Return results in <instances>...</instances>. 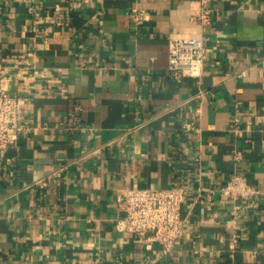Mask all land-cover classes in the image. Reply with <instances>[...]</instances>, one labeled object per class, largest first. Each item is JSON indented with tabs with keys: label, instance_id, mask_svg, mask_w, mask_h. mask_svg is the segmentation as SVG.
I'll list each match as a JSON object with an SVG mask.
<instances>
[{
	"label": "crops",
	"instance_id": "0c3cea01",
	"mask_svg": "<svg viewBox=\"0 0 264 264\" xmlns=\"http://www.w3.org/2000/svg\"><path fill=\"white\" fill-rule=\"evenodd\" d=\"M183 36L205 39L200 83L168 74ZM0 73L20 112L0 264H264V0H0ZM233 173L259 192L222 195ZM175 184L172 248L117 228L121 188Z\"/></svg>",
	"mask_w": 264,
	"mask_h": 264
},
{
	"label": "built area",
	"instance_id": "2783aa9c",
	"mask_svg": "<svg viewBox=\"0 0 264 264\" xmlns=\"http://www.w3.org/2000/svg\"><path fill=\"white\" fill-rule=\"evenodd\" d=\"M210 11V8L203 7L199 19L208 22ZM134 17L139 18L140 14L136 12ZM168 50L169 76L174 80L191 77L200 83L208 56L205 39L200 36L173 37L169 40ZM202 93L201 89L199 94ZM19 114L18 99L9 90L6 75L0 73V150L16 145L20 130ZM185 127L198 130V127L189 123ZM204 190L208 188L199 185L194 191L201 198ZM189 191L190 188L184 184L163 188H121L116 195V205L124 214L118 218L116 226L120 230L132 232L137 238L149 237L160 241L164 251H168L185 231L181 207ZM219 191L233 198H248L259 192L239 173H233Z\"/></svg>",
	"mask_w": 264,
	"mask_h": 264
}]
</instances>
